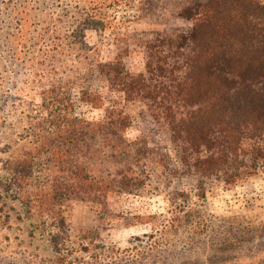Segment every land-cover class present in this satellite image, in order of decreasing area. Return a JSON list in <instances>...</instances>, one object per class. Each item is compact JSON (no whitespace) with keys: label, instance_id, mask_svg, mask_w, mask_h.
I'll use <instances>...</instances> for the list:
<instances>
[{"label":"rangeland","instance_id":"1","mask_svg":"<svg viewBox=\"0 0 264 264\" xmlns=\"http://www.w3.org/2000/svg\"><path fill=\"white\" fill-rule=\"evenodd\" d=\"M189 1L0 0V264H264V160L235 186L208 179L201 197L145 105L122 102L97 72L71 89L84 59L119 55L143 71L142 33L169 29ZM82 7L94 18L72 43ZM87 86L102 106L81 101ZM59 91L84 132L59 138L50 124ZM118 102L132 118L123 143L102 127ZM140 136L165 147V167L157 154L132 167L125 145Z\"/></svg>","mask_w":264,"mask_h":264},{"label":"trees","instance_id":"2","mask_svg":"<svg viewBox=\"0 0 264 264\" xmlns=\"http://www.w3.org/2000/svg\"><path fill=\"white\" fill-rule=\"evenodd\" d=\"M83 10L64 36L72 43L94 18L89 8ZM142 34L138 43L143 71L131 72L119 55L105 62L84 59L72 66L71 89L82 76L97 72L122 102L145 105L148 116L179 149L185 170L198 176L204 190L201 197L208 179L230 187L255 174L264 160V0H190L169 29ZM65 93H57L58 105L48 111L59 138L86 129L72 111L69 115L70 98ZM79 93L81 101L102 106V96L91 86ZM107 114L103 129L123 143L120 134L130 126V113L118 102ZM150 144L140 136L125 145L131 151L132 167H140L152 154H157L152 164L165 167L159 154L165 147ZM38 147L34 154L38 155ZM133 169L125 172L132 171L134 178L128 177L136 181Z\"/></svg>","mask_w":264,"mask_h":264}]
</instances>
